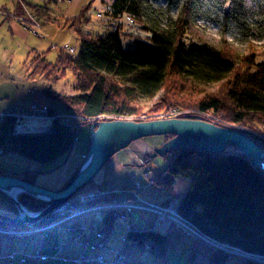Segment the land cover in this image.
Wrapping results in <instances>:
<instances>
[{
    "label": "trees",
    "instance_id": "trees-1",
    "mask_svg": "<svg viewBox=\"0 0 264 264\" xmlns=\"http://www.w3.org/2000/svg\"><path fill=\"white\" fill-rule=\"evenodd\" d=\"M162 1L163 9L155 5L156 0H110L111 19L100 18L106 21L108 28L98 34L83 32L79 27L86 19L84 12L88 2L81 4L75 14L55 20L56 26L74 34L76 46H72L71 53L61 48L50 62L44 60L41 52L29 55L24 61V73L31 80L41 78L54 82L68 71L75 94L64 95L47 88L45 95L79 116L81 124L65 127L58 112L47 106L46 114L51 122L46 131L13 134L15 117L4 116L0 119V154L15 152L37 164L49 163L68 155L79 129L88 126L91 118L103 115L141 121V116L150 119L168 108L198 112L196 115L187 113L191 117L183 114L178 118L197 119L199 114L206 113L253 134L264 133V58L258 60L253 54L240 57L236 48L222 37L203 38L194 27L195 20L205 11L219 7L223 18L241 34L248 32L259 40L264 37V0ZM168 6L174 8L173 16L158 17ZM20 7L25 10L22 3ZM25 14L32 26L33 18L28 12ZM123 14L129 15L132 22L120 18ZM112 21L118 22L114 29L110 28ZM122 22L136 24L147 33V42L133 38L128 49L120 47L117 27ZM209 82L217 83L212 92H202L193 86V83ZM157 90L160 95L149 106L136 103L137 98L151 97ZM161 137L165 142L172 136ZM168 154L172 157L165 165V172L189 180L177 201L178 216L209 239L264 256L262 170L232 146L221 153L184 148ZM78 168L60 188L71 182ZM38 173L32 169L21 174L0 170L2 175L32 184ZM17 199L29 211L45 207L42 201L26 194H20ZM114 215L112 211L106 212L103 221L109 224ZM50 216L41 218L37 224H43ZM1 220L11 225V219L1 217ZM166 241L160 230L136 227L124 235L123 255L126 245L142 247L148 243L158 263L164 264ZM227 258L223 252L210 250L211 264H223Z\"/></svg>",
    "mask_w": 264,
    "mask_h": 264
},
{
    "label": "crops",
    "instance_id": "crops-1",
    "mask_svg": "<svg viewBox=\"0 0 264 264\" xmlns=\"http://www.w3.org/2000/svg\"><path fill=\"white\" fill-rule=\"evenodd\" d=\"M44 1L46 0H0V112L7 110L15 112L26 111L31 106H34L36 111L32 120L36 123L35 128H38V132H44L49 128L51 117L41 112L47 106L53 107L59 115L69 114L64 108L63 111H59L58 104L45 101L40 92L45 93L47 89L39 90V84L41 85L42 81L28 79L24 73L23 61L29 55L37 53L34 40L37 41L38 38H34L30 33L40 36L39 32H42L40 30L46 29L50 25L56 26L54 24L55 20L68 14L65 9V11H62L48 7L46 5L47 1ZM20 3L23 4L26 11L21 9ZM25 12H28L35 22L33 32L30 30V20L26 18ZM18 18H21L22 21ZM17 56L23 60V63H19L20 59H16ZM81 130L82 127L74 143V153L77 157L76 163L66 172L64 177L63 175L61 176L63 177L62 179L56 181L54 187L48 189L58 190L77 169L76 164L85 157L89 146V130L87 134ZM163 142L161 136L145 137L119 150L103 165L91 187L85 191H98L100 195L94 203L104 204L125 200L128 197L127 192L134 186L140 188V198L145 201L152 203L161 202L168 194H172L179 200L186 190L189 180L180 176H170L165 172V165L172 155L167 154L162 159L156 157L154 161L149 158L153 150L158 148ZM70 152L66 157H58L49 163L40 164L37 170L40 173H49L57 170L67 163ZM146 166H149V168H145ZM23 168L27 169L9 170L0 168V170L6 173L21 174L25 170L32 169L33 166L29 165ZM40 173L34 179V183L38 186H42V184L36 182ZM149 181L151 182L150 185H148ZM156 188L162 189L161 194H155ZM145 192L147 194L144 195ZM74 203L86 206V202L75 200ZM105 213L89 212L73 218L70 221L71 224L85 227L84 233L77 241L72 240V236L67 232L65 225L23 236L0 234V264L6 260L8 254L17 253L26 256V264H67L68 260L81 255L93 258L98 254L102 255L105 262L111 263L114 259L113 250L122 246L126 229L124 222L118 220V217H115L109 224L105 223L103 221ZM15 215L16 210L11 202L0 193V227L11 230L27 229V226L22 228L9 227L8 222L1 220V217L12 219ZM150 219V215L145 216L142 213L135 212L129 220L139 230H144L150 228ZM116 221L119 222L117 225ZM50 222L47 220L43 224ZM114 225L117 228H114ZM99 230L107 232L106 248L100 251L95 248L96 240L94 238V233ZM165 236L167 240L179 243L180 246L178 248L183 250L185 259L189 264H198L199 261H201L200 264H211L209 260L210 250L207 247L206 249L199 248L200 243L184 238L182 233L173 228H168ZM108 244H110L109 247H107ZM57 246H61L63 249L57 251ZM37 248L45 256L43 260L35 256L34 252ZM187 251L191 253L190 258L186 257ZM124 256L126 262H134L129 260L130 255L126 252V248ZM242 264L258 263L243 262Z\"/></svg>",
    "mask_w": 264,
    "mask_h": 264
},
{
    "label": "rangeland",
    "instance_id": "rangeland-1",
    "mask_svg": "<svg viewBox=\"0 0 264 264\" xmlns=\"http://www.w3.org/2000/svg\"><path fill=\"white\" fill-rule=\"evenodd\" d=\"M86 2L89 3L87 9L84 12L85 16H86V19H85L84 22H82L80 24V26H79L80 29L83 32H86V33H89V34H98L101 31L106 30L108 28L107 27L108 24L106 23V21H103L101 19H97L94 16V11L95 10L96 11H103L104 8H105L104 6L108 5L110 0H76V1L75 0H70L68 2H57V3L46 2V5H48V7H50V8L51 7L52 8H57V9H60L62 11L66 10V12L68 14H75V12L77 11L78 7L81 4L86 3ZM155 5L156 6H160L162 9L165 7V3L162 0H156V4ZM173 14H174V8L168 6V7H166V9L163 12V14L161 16H158V17L162 18L163 15L172 17ZM194 27H195L196 31L203 38L218 39V38L222 37L223 40H225L226 42L230 43V45L232 47L236 48L237 54L240 57L241 56H248V55L253 54L256 57V59H258V60L264 58V37H262L261 39L257 40V39L252 38L249 35L248 32H247V35L246 34H241L237 30V28H235L234 25L230 21L225 20L223 18L222 9L219 8V7L210 8L207 11H205V13L201 17H199V18H197L195 20V26ZM117 28H118V30H117V40H118L119 46L124 48V49H128L131 46L133 38L134 39H138V40L143 41V42H147V33L142 31V30H140V29H138V26L136 24L129 25V24H125V23L122 22V24H120V26H118ZM36 30H35V32H36ZM40 31H42V32H39L40 36H35L32 33H30V35H32L34 38H38L37 41L34 40L35 49L37 50V53H40V52L43 53L42 57L46 61H49V62L52 61L54 56L56 55V53L58 51L62 50L61 46L64 43H66V44H68L70 46H73V47H75L76 44H77L74 34H72L69 30H66V29H63V28H59L57 26L50 25V26L46 27V29H42ZM18 58L19 57L17 56L16 59H18ZM16 61L18 62V60H16ZM22 61L23 60L20 59L19 63H23L24 62V61L23 62ZM36 80H41L42 81L41 85L39 84V90L40 91H43L44 89L48 88V89H50V90H52L54 92H57V93H60V94H64V95L75 94V92L71 88L72 76H71V74L68 71H64L63 76L61 78L57 79L54 82H45L41 78H37ZM193 86L195 88L200 89L202 92H212V91H214L216 89L217 83L216 82L193 83ZM40 93H41V96L43 97V99L45 101L47 100V102L53 103V101L51 99L47 98V96L45 95L44 92H40ZM159 95H160V90H157V91H155L153 93V95L151 97L137 98L136 99V103L138 105H140V106L147 107ZM57 106H58L59 111H63V107L62 106H60V105H57ZM169 109L180 110V111L183 112L182 114L185 113L184 114L185 117L186 116H190V115H196V113H198L195 110L194 111L193 110H184V109H180V108H168L167 110H169ZM167 110H166V112H167ZM161 113L166 114L165 112H161ZM187 113H190V115H188ZM69 114H71V113H69ZM205 114L206 113H204V115ZM61 115L62 114H60L59 117ZM154 115L151 116L152 118H150V119H155ZM178 116H181V115H178ZM206 116L212 117L217 122H219L218 123L219 125H217V126L224 127V128L231 129V130H236V131H239V132L245 134L246 136L250 137L259 146V148L264 152V133L263 132H261L259 134H253V132L244 130L243 128L241 129L239 127H234L233 125L226 124L224 122L222 123V121L220 119H218L217 117H213L212 115H206ZM166 117H168V116H165L164 118H166ZM118 118H122V119L124 118V120L125 119L126 120L127 119L128 120H133L131 117L130 118L118 117ZM170 118H178V117L176 115L175 116L170 115ZM196 118H197L196 120H200L201 116L199 115ZM30 119H33V118H29V119L23 120V122L26 123ZM91 119H93V118H91ZM140 119H141V121L142 120H148V119H146L143 116H141ZM186 119H193V118H186ZM96 121L95 120L94 121L88 120L87 123L90 124V123L96 122ZM99 121H101V120H99ZM207 121L208 120L206 119V122ZM80 124H81V118L80 119H78V118L74 119L72 121V127L71 128H73L74 126H79ZM82 130L87 134L88 130H89L88 126L87 125H83L82 126ZM79 132H80V129H79L78 133ZM74 147L75 146L73 145V147L71 148L70 155L68 157V161H67V163L65 165L59 167L57 170L50 171L49 173H40V175L37 178L36 182L42 184L41 187H44L46 189L54 187L56 185V181L62 179L65 176L66 172L70 168H72L74 166V164L76 163V159H77V157L75 156V153H74ZM84 158L81 159L79 161V163L76 164L77 168L83 163ZM155 158H152L151 161L152 160L154 161ZM159 159H162V157H160ZM262 160L264 161V157L262 158ZM29 165L33 166L32 169L37 170L39 168L40 164L34 163L33 161L29 160L27 157H24V156H22V155H20L18 153H15V152H4V153H2L0 155V168L9 169V170H16V169L20 170V169H27V168H23V167H28ZM145 168H149V166H146ZM62 175H63V177H61ZM96 176L91 181V183L87 184L80 191L86 192L85 190H87V189H89L91 187V184L94 182ZM150 184H151V182L149 181L148 185H150ZM137 187L138 186H134L129 191H133V190L135 191V190H137L136 189ZM129 191L127 192L128 197L125 200L120 201L119 203L131 200L132 197H131ZM137 191H140L139 187H138ZM161 191H162V189L156 188L154 192H155V194L159 195V194H161L160 193ZM95 192H98V191H95ZM145 194H147V192H145L144 195ZM99 195L100 194H98V197H99ZM168 195H170L172 198L177 200V198H175L172 194H168ZM18 196L19 195H17V197ZM138 197L140 198V195H138ZM165 198L163 199V201L155 202V203L142 200L141 198L140 199L143 202H145V203H150V204L159 203L163 207L164 206L166 207L168 205V202L165 201ZM114 203H118V202H113V203H109V204H114ZM99 204H104V203L91 202V203H86V206H94V205H99ZM79 206L81 208H83L85 205L84 206L79 205ZM107 211H112L115 214L114 217L117 216L118 217L117 219L121 220L119 215L122 213V211L120 209L112 208V209H109ZM107 211L105 210L104 212H107ZM31 212H38V211H31ZM53 212L50 214L51 216L46 219V221L47 220L48 221H53L55 219L53 217V216H55ZM90 212H95V211H90ZM135 212L142 213L145 216H149L150 215L151 216L150 227L151 228L155 227L156 217H155V215L153 213H145V212H141V211L137 210V211H133L132 215ZM86 213H89V212H86ZM86 213H83V214H86ZM83 214H80V215H83ZM132 215L126 217V221L133 224V228L131 230L136 228V225L129 220L132 217ZM122 221L124 222L126 232L130 231V230H127V228H126L125 220H122ZM171 221H172L171 223H167V224H161L160 223V225H162V226H158V227L161 228V229L163 227H165V228H163L165 232H166V230L168 228H173L174 230H177L178 232L182 233L184 238L189 239V240H193L194 242L200 243L199 244V248H201V249L202 248L206 249V247H207L208 250H215V251H220V252L225 253L228 258L226 259V261L223 264H242L243 262H253V263H258V264H264V256L260 257V255L258 256V255H255V254L246 253V252H244V251H242V250H240V249H238L236 247H232V246H230L228 244L209 239V238H207V237H205L203 235H202V237L199 238L198 236L194 235L193 233H191L187 229H183L182 226H178V224L175 223V221H173V220H171ZM37 223L29 225V226H33L35 228H40L41 226L38 225ZM115 223L117 225L119 222L116 221ZM45 225L42 224V226H45ZM116 225H114V228H117ZM23 226H25V225H20V226L19 225H13V224L9 225V227H14V228H22ZM57 226H60V225H57ZM57 226H55V227H57ZM158 227H156L157 230H160ZM7 230L16 231V230H11V229H7ZM24 230H26V229H24ZM99 231H101V230H99ZM160 231H162V230H160ZM165 232H164V234H165ZM105 233H106V238H107V232L105 231ZM203 237H204V239H203ZM106 238L104 240V242H105L104 244H106ZM72 240H73V238H72ZM216 242L221 243V244H223L225 246L224 247H220L219 245L216 244ZM121 243H122V240H121ZM109 245L110 244H108L107 247H109ZM122 245H124V244L122 243ZM145 246H147V250H144ZM166 246H167V249H168V251L166 252V259H165V263L166 264H189L188 261H186V259H185V254H184L183 250H179L178 247L180 245H179L178 242H172L170 240H167L166 241ZM148 247H149L148 243H146L142 247L139 246V245H135V244H131V245H126L125 246L126 252L130 255L129 260H132L135 263H140V264H159L157 259L153 256V253L148 249ZM105 248H106V245H105ZM119 248H123V247L119 246L118 248L113 250V253H114V251H116ZM81 256H83V255H81ZM96 256H94V258L90 260L89 264H91V263L97 264V262L95 261V257ZM171 256H173V257L171 258ZM190 256H191V253L189 251H187L186 252V257L190 258ZM84 257H86V256H84ZM91 257H93V256H91ZM101 257H102V255H101ZM88 259H90V258H88ZM102 259H103V257H102ZM200 263H201V261L198 262V264H200ZM107 264H114V259H113V262L107 263Z\"/></svg>",
    "mask_w": 264,
    "mask_h": 264
},
{
    "label": "water",
    "instance_id": "water-1",
    "mask_svg": "<svg viewBox=\"0 0 264 264\" xmlns=\"http://www.w3.org/2000/svg\"><path fill=\"white\" fill-rule=\"evenodd\" d=\"M89 146L83 163L69 184L49 190L28 183L13 176L0 174V193L13 205L16 215L9 223L13 225L36 224L41 218L50 215L58 206L71 199L83 187L91 183L103 165L116 152L132 142L145 137H172L154 149L149 158L164 157L168 153L184 148H194L208 153H221L232 146L242 152L255 167L264 173L263 152L245 134L196 119L155 118L142 121L114 119L88 124ZM26 194L34 200L42 201L45 207L38 212L27 210L17 199ZM262 257V256H260Z\"/></svg>",
    "mask_w": 264,
    "mask_h": 264
},
{
    "label": "built area",
    "instance_id": "built-area-1",
    "mask_svg": "<svg viewBox=\"0 0 264 264\" xmlns=\"http://www.w3.org/2000/svg\"><path fill=\"white\" fill-rule=\"evenodd\" d=\"M52 3H57V2H68L70 0H49ZM104 10L103 11H94V16L97 19L100 18H107V19H111V8L109 7V5H105L104 6ZM120 18H123V20L127 23L132 22L131 21V17L127 14H123ZM116 23L118 22H111L110 23V28L114 29V27L116 26ZM35 26V24H32L31 27V32H33V27ZM61 48L66 52V53H71L72 51V46L64 43ZM35 108L34 106H31L28 110H24V111H20V112H14V111H10L7 110L5 112H0V119L3 118L4 116L7 115H11L15 117V121H14V125H13V129H12V133L13 134H20V133H29V132H35L38 131V128H33L30 129L26 126V124L23 122V120L29 119V118H33L34 117V112H35ZM42 114H46V109L41 111ZM168 112V113H167ZM167 112L164 113H158L154 115V118H164L165 116H168L166 118H170V115L172 116H178V115H183L182 111L180 110H176V109H169L167 110ZM185 114V113H184ZM201 116V119L203 121H206V119L208 120L207 122L215 124V125H219L215 119H213L212 117H208L205 114H199ZM80 119V117L76 116V115H72V114H66V115H61L59 117L61 123L65 126V127H72V121L74 119ZM113 117L111 116H97L93 119H90V121H99V120H114L111 119ZM130 118V117H127ZM116 119H122V118H116ZM124 119V118H123ZM128 120V119H127ZM19 127H23L25 129L23 130H19ZM263 152V151H262ZM264 157V152H263V156ZM138 190V187L136 188ZM137 190H133V191H129L130 195H131V200L129 201H124L122 203H114V204H99V205H94V206H84L83 208H81L78 204L74 203L75 200L80 201V202H86V203H91L94 202V200L98 197V192L95 191H86V192H82L79 191L76 195H74L71 199L65 201L64 203H62L58 208H56L54 210V215L53 216L55 219L53 221H51L50 223L46 224L45 226H41L40 228H35L33 226H30L29 228H27L26 230H16V231H9L7 229H3L0 228V234H8V235H17V236H23V235H30V234H35V233H39L42 231H45L47 229L53 228L57 225H65L66 226V230L67 232H69L73 238V241H77L80 236L84 233L85 228L81 225H77V224H71L70 221L77 217L80 214L86 213V212H90V211H95V212H104L105 210H109L112 208H118L122 211V213L119 215L121 220H125L126 222V228L127 230H131L133 228V224L130 222L126 221V217L132 215L133 211H141V212H145V213H153L156 217V223H155V227L154 229L157 230L156 227L158 226H162L161 224H167V223H171L173 221H175V223L178 224V226H182L183 229H187L188 231H190L191 233H193L194 235L198 236L199 238L202 237V235L200 233H198L194 228H192L189 224H187L183 219H181L178 214L176 213V207H177V200L172 198L170 195H167L165 198V201L168 202V205L165 207H163L162 205H160L159 203L157 204H150V203H145L143 202L139 197H138V193L139 191ZM159 228V227H158ZM165 228V227H163ZM159 228L160 230H162V232L164 231V229ZM165 232V231H164ZM94 238L96 240L95 243V248L97 250H102L105 249V238H106V233L104 231H96L94 233ZM204 239V237H203ZM63 247L61 246H57L56 250L60 251L62 250ZM145 249H147V246H145ZM35 256L37 258H39L40 260H43L45 258V256H43V254L41 253L40 249H35L34 252ZM94 258V257H93ZM90 258L88 259L87 257L84 256H80L78 258L69 260L67 264H89L90 260L93 259ZM95 261L97 262V264H107L101 257V255H97L95 257ZM27 260H26V256L24 254H8L6 256V260L2 263V264H26ZM114 264H127L124 261V255H123V249L119 248L116 251H114Z\"/></svg>",
    "mask_w": 264,
    "mask_h": 264
},
{
    "label": "bare ground",
    "instance_id": "bare-ground-1",
    "mask_svg": "<svg viewBox=\"0 0 264 264\" xmlns=\"http://www.w3.org/2000/svg\"><path fill=\"white\" fill-rule=\"evenodd\" d=\"M33 31H34V30H33ZM25 124H26V126H27L28 128H30V129H33V128L36 127V123H35L32 119H30L29 121H27ZM18 129H19V130H23V129H25V128H23V127H19ZM216 244L219 245L220 247H224V246H225V245H223V244H221V243H218V242H216Z\"/></svg>",
    "mask_w": 264,
    "mask_h": 264
}]
</instances>
